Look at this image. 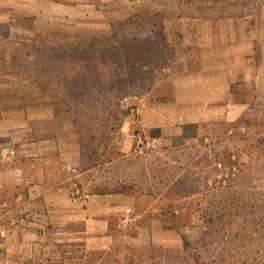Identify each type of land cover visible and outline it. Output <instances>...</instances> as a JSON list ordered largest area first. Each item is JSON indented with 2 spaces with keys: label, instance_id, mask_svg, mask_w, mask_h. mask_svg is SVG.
<instances>
[{
  "label": "rangeland",
  "instance_id": "rangeland-1",
  "mask_svg": "<svg viewBox=\"0 0 264 264\" xmlns=\"http://www.w3.org/2000/svg\"><path fill=\"white\" fill-rule=\"evenodd\" d=\"M47 1L11 8L31 40L10 65L54 116L18 132L0 264H264V0ZM180 126L197 137L171 142ZM32 139L63 152L26 156ZM48 191L78 222L38 216ZM114 191L131 210L106 230L82 207Z\"/></svg>",
  "mask_w": 264,
  "mask_h": 264
},
{
  "label": "crops",
  "instance_id": "crops-1",
  "mask_svg": "<svg viewBox=\"0 0 264 264\" xmlns=\"http://www.w3.org/2000/svg\"><path fill=\"white\" fill-rule=\"evenodd\" d=\"M32 2L33 0H0V188L3 187L6 182H10V176L13 174H23L24 172L23 168L15 163L18 132L24 135L33 134L36 132V129L31 125L32 121L49 120L54 116L52 109H49V98L47 96H40L39 98L27 94L25 91V82H23V84L21 82L18 83V75L15 69L10 65V60L14 54L10 45L16 44L15 41L17 40H31V36L27 35L25 32L22 33V31L19 35L15 32L16 19L10 16L14 12L11 8L31 7L33 6ZM47 2V0H40L41 7L45 6L43 3ZM196 130L198 131V127L195 126H180L176 129L173 137L169 139L171 142H174L175 139L178 138L185 140L194 139L197 137ZM58 141L59 140L45 139L37 142L32 139L34 148L27 149L25 151L27 153L26 156L50 157L55 153L58 155V153L60 154L63 152L64 148ZM114 196H120L121 198L123 195L116 192L105 195L98 194L87 196L88 199L85 200L87 208L85 209L82 207L85 212H90V215H96L97 211L101 212L100 215L106 217L104 222L106 224V230L109 228L107 217L110 214H116L117 212H121V210H131L129 206L130 203L125 201L127 199H124L123 202L120 201L121 199H116ZM26 200H29L30 203H32L33 200L34 202L32 205L39 206L41 210L38 216L45 217L47 221L48 217H51L48 213L61 212L64 209L63 204L65 198L55 192L48 191L41 192L40 194H31ZM70 204L73 209L78 212L77 215H67L62 211V218L64 219V217H66L67 219L65 220L68 221L60 219L62 222L69 224L76 221L78 222L81 208V203L76 199H74V202L71 200ZM97 206H99V208H97ZM31 214H33V211ZM50 222H56V224L61 223L59 219ZM36 226L37 225L30 223V225L23 230L30 233L29 235L32 234L37 236L38 228ZM14 241L15 237L13 234L10 238V242L13 243ZM14 243H17V241Z\"/></svg>",
  "mask_w": 264,
  "mask_h": 264
},
{
  "label": "trees",
  "instance_id": "trees-1",
  "mask_svg": "<svg viewBox=\"0 0 264 264\" xmlns=\"http://www.w3.org/2000/svg\"><path fill=\"white\" fill-rule=\"evenodd\" d=\"M117 191H114V192H112V193H116Z\"/></svg>",
  "mask_w": 264,
  "mask_h": 264
}]
</instances>
